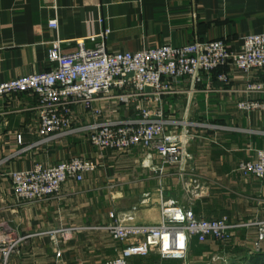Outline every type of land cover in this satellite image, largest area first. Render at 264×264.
I'll return each mask as SVG.
<instances>
[{
    "label": "crops",
    "instance_id": "1",
    "mask_svg": "<svg viewBox=\"0 0 264 264\" xmlns=\"http://www.w3.org/2000/svg\"><path fill=\"white\" fill-rule=\"evenodd\" d=\"M53 19L56 30L47 26ZM105 29L108 53L213 40L237 53L243 37L264 34V0H0V83L48 71L53 66L47 51L53 42H60L62 54L74 52L78 40L90 49L99 39L89 38ZM220 74L227 76L226 83L217 79ZM248 83L264 85V71L245 76L220 68L203 75L194 89L182 84L162 98L165 117L200 125L191 128L194 138L187 147L193 173L206 187L205 196L191 207L197 218L264 222V180L235 172L240 161L252 160L256 150L264 149V110L246 113L237 108L242 101H264V90L245 91ZM36 100L29 93L0 98V161H5L0 166V224L11 237L22 238L9 264H101L122 248L100 229L114 223L109 213L117 219L130 215L132 220L125 221L129 224L156 225L163 203L186 204L176 170L149 172L142 167L144 152L139 148L127 153L99 150L83 135L31 148L39 141ZM99 105L115 119L137 116L134 108L112 100ZM75 112L74 126L90 121L80 107ZM73 157L92 160L96 170L80 183L68 181L56 196L15 201L9 172L29 171L36 164L53 166ZM59 229L72 231L56 259L47 233ZM255 236L254 227L238 230L229 242L240 249ZM197 245L194 240L190 248ZM261 249L264 252V245ZM129 264L175 261L150 255L132 258Z\"/></svg>",
    "mask_w": 264,
    "mask_h": 264
},
{
    "label": "built area",
    "instance_id": "2",
    "mask_svg": "<svg viewBox=\"0 0 264 264\" xmlns=\"http://www.w3.org/2000/svg\"><path fill=\"white\" fill-rule=\"evenodd\" d=\"M48 28L56 30L55 19ZM109 31L90 37L93 48L76 41V50L62 54L60 42H53L47 51V61L53 67L48 71L19 77L0 83V98L29 93L36 97L39 141L31 148L52 139L83 135L89 144L99 150L108 149L127 153L134 149L144 152L142 167L162 175L175 169L186 204L167 201L161 206V221L156 225H136L130 215L117 219L103 229L110 239L122 244L117 256L101 264H129L132 258L155 255L162 260H178L183 264L193 239L198 244L209 240L226 244L233 233L254 227V250L264 245V222H238L230 224L226 217L205 220L195 217L192 204L205 196L206 187L193 173L191 155L187 152L194 136L191 128L200 127L186 121L165 117L161 108L164 96L186 84L188 90L217 69L230 68L245 76L264 71V34L243 37L241 50H227L221 40L193 42L179 47L164 45L130 53H108L105 39ZM217 79L227 82V76ZM264 85L246 84V92H261ZM112 100L126 109L134 108L136 118L115 119L101 108L99 102ZM80 107L90 119L74 126L75 108ZM240 111L249 113L264 110V101H242ZM21 142L20 135L16 136ZM5 161H0V166ZM97 165L90 159L73 157L53 166L36 164L29 171H11L8 179L17 202L33 203L58 195L68 181L80 183ZM235 172L241 177L252 176L264 180V149L256 150L254 159L240 161ZM72 229H59L47 233L55 258L60 256L59 246L67 241ZM22 238L8 235L0 224V264H9Z\"/></svg>",
    "mask_w": 264,
    "mask_h": 264
},
{
    "label": "rangeland",
    "instance_id": "3",
    "mask_svg": "<svg viewBox=\"0 0 264 264\" xmlns=\"http://www.w3.org/2000/svg\"><path fill=\"white\" fill-rule=\"evenodd\" d=\"M246 245L237 249L236 246H232L231 242L226 244L210 242L209 244H199L195 248H190L185 258V262L191 264H231L239 263L247 255L256 253L254 250V241L246 240ZM262 248V247H261ZM262 250V249H261ZM260 250V251H261ZM252 251V253H250ZM175 264H183L184 262L178 260ZM167 263V262H166ZM169 263V262H168Z\"/></svg>",
    "mask_w": 264,
    "mask_h": 264
},
{
    "label": "trees",
    "instance_id": "4",
    "mask_svg": "<svg viewBox=\"0 0 264 264\" xmlns=\"http://www.w3.org/2000/svg\"><path fill=\"white\" fill-rule=\"evenodd\" d=\"M194 240L195 239L191 241V244L194 243ZM231 264H264V252L258 251L254 254L245 256L239 263Z\"/></svg>",
    "mask_w": 264,
    "mask_h": 264
}]
</instances>
